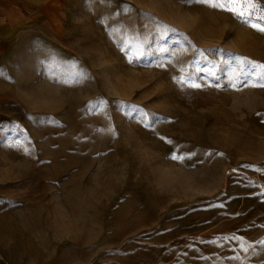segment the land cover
<instances>
[{
	"label": "rangeland",
	"instance_id": "obj_1",
	"mask_svg": "<svg viewBox=\"0 0 264 264\" xmlns=\"http://www.w3.org/2000/svg\"><path fill=\"white\" fill-rule=\"evenodd\" d=\"M210 48L264 63V33L196 0H0V264H264L243 250L264 240V89Z\"/></svg>",
	"mask_w": 264,
	"mask_h": 264
},
{
	"label": "snow or ice",
	"instance_id": "obj_2",
	"mask_svg": "<svg viewBox=\"0 0 264 264\" xmlns=\"http://www.w3.org/2000/svg\"><path fill=\"white\" fill-rule=\"evenodd\" d=\"M188 2V0H186ZM197 3L201 5H211L214 8H219L223 10H227L230 13L235 14L242 22L250 25L254 30L259 31L260 33H264V0H196ZM134 9L129 6L128 11H133ZM143 27L145 29H152L154 32L158 34L160 33L161 22L153 13L145 12L143 9L139 10L138 13ZM173 31H175L173 29ZM160 51H167V49H160ZM203 59L208 60L209 57H218L221 63L225 65H235L232 69V72L229 76V84L231 87L236 88L238 86L243 87H253L258 89H264V63H260L254 60H251L247 57L239 56V54H233L228 52L225 49L219 48H210L204 50H198ZM144 55V53H137L135 57L132 59H139L140 56ZM48 67H52L53 71L51 75H49L50 79L56 80V82L61 83H73L78 84L87 79V72L83 70H79L73 74V76L68 79L64 78L63 75H58L56 73V65L53 63H49ZM158 67H164L163 64L158 65ZM215 75V73H212ZM3 76V73L0 72V77ZM178 84L184 85L185 87L192 89H200L203 85L201 83L189 82L190 77H179L175 78ZM218 87H222V85H217ZM105 102L100 101L97 105H93L91 102L88 105L89 109L99 108ZM117 110L118 111H126V114L129 117L135 118L139 121L145 122L146 127H152L155 123L156 117L150 115L147 111L140 108V106L125 103L123 101L117 102ZM134 114V115H133ZM171 143V141H169ZM15 148L22 150L24 152H28L29 149L23 148L20 145H14ZM189 156L194 155V153L188 154ZM219 155H223L220 153ZM172 160L183 161L185 159L184 155H177L175 152L170 157ZM245 167H252L250 165H245ZM232 240V241H243L245 237L236 236L235 234L225 235L223 237H217L216 240L212 241V243H216L218 240ZM244 252L249 253V255H256L258 252H264V240H256L252 242L250 247H244ZM229 259L239 260L240 257L234 256Z\"/></svg>",
	"mask_w": 264,
	"mask_h": 264
}]
</instances>
